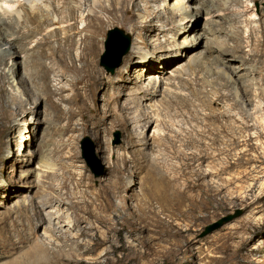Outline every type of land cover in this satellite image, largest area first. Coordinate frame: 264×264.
<instances>
[{"label": "bare ground", "instance_id": "6f19581e", "mask_svg": "<svg viewBox=\"0 0 264 264\" xmlns=\"http://www.w3.org/2000/svg\"><path fill=\"white\" fill-rule=\"evenodd\" d=\"M161 1L168 11L165 26L171 25L169 29L173 32L167 40L169 45L164 46L159 39L165 29L154 25L150 35L152 40L154 38V52L145 51L136 45L135 40L124 60L125 68L133 76L131 73L122 74L121 80L111 83L112 78L105 75L97 62L101 49L95 40L99 28L95 20H101L95 11L115 15L119 10L124 21L136 16L142 19L140 13L143 6L139 0H0V150L10 142L12 135L19 136L25 132L22 125L25 116L15 120L20 116V107L29 106V110L38 116L44 106L45 119L37 122L36 131L44 123V134L52 135L57 130L75 140L76 134L82 130L100 141L105 127H124L126 140L123 147L131 155L113 148L115 159H107V184L93 190L95 180L85 173L69 172L62 176L58 184L55 183L54 179L58 178L56 165L49 161V154H46L52 150L49 148L51 145L45 147L39 165L42 177L47 179L50 176L52 181L44 184L40 173L39 181L31 173L22 175V179L29 185L25 192L37 189L39 193H46V198L38 203L24 196L22 203L17 201L19 204L15 209L2 214L0 264H110V255L118 250L125 252L123 260L143 264L145 258L155 253L174 256L177 248L184 259L193 253L194 243L191 240H168L170 246L174 244L177 247L170 252L168 245L156 249L152 240L146 239L145 233H151L153 239L181 236L190 227L187 225L186 230L180 229L176 223L212 218L211 214L203 213L208 208L206 198L216 200L225 188H228L230 196L235 197L232 200L235 204L240 198H246L245 188L253 189L259 183L263 191L264 0ZM232 3L235 6L247 4L244 27L237 28L236 33L232 30L234 24H231V17L226 15ZM161 10L156 9V19L163 18ZM86 11L89 12L87 28H90V35L81 37L83 47H79L80 52H75L79 42L76 39L80 28L79 14ZM204 13L212 17L207 18L202 33L195 20ZM214 13H217V19ZM177 18L181 19L176 26ZM218 18L229 24L226 25L228 28L223 26L234 44H230L231 41L220 42L222 37H219L218 29L215 31L211 27L222 23ZM253 22L257 25H252ZM143 23L144 19L134 21L132 31L141 38V45L149 46L148 40L142 38ZM20 24L29 30V34L13 37ZM240 29L249 32L246 46L252 43L251 54H246L248 50L245 49L240 54L245 44L242 43L243 32ZM52 40L58 45H53ZM34 41H37L36 45L30 48ZM7 45L9 48H5ZM45 59H50L52 64H47ZM158 61L163 63L162 70L156 65ZM138 64L145 68L134 70L133 66ZM212 67L215 69L212 70ZM170 69L172 71L169 72ZM197 70L200 73L206 71L209 76L215 75L223 87H232L233 92L229 95L221 89L223 93L210 79L205 80L206 91L203 88L192 89L190 95L200 102L199 105L210 109V114L201 122L189 124L188 130L181 129L183 126L179 130L176 129L177 119L173 121L171 115L177 118L188 114L191 118L195 117L187 109L196 103L190 95H184L189 87L183 77L193 76ZM55 73L63 80L71 74V79H68L72 94L63 95L69 88L65 81L57 80L60 87L52 84L51 75ZM101 85L104 86L103 91L99 90ZM101 93L104 102L110 106L108 109L98 107ZM90 95L95 107L90 103ZM219 100H232V103L222 104L221 109L213 108ZM63 103L67 106L64 107ZM174 106L178 111L173 113ZM220 117H226L228 121L222 125L210 121ZM63 120H66L65 124H62ZM166 129L174 133L173 137L178 139L180 146H176L175 139L165 134ZM151 131L153 134L150 137ZM102 153L104 149L99 146L98 154ZM169 156L180 157L184 161L180 166L173 164L174 167L158 162L159 157L163 162ZM225 157H236V160L245 161L248 165L235 171L234 166L238 164L225 162ZM196 159L199 166L205 167L204 171L194 166ZM12 160L8 157L4 163H17L16 157ZM134 166L145 170L139 195L133 194L136 186L133 176L137 173ZM187 168L191 170L187 171ZM126 174L131 176L128 183L125 182ZM243 177H249L247 187L240 184L239 180ZM134 198L137 199V206L130 203ZM216 201L218 209H223L225 199ZM64 210L70 214L67 215ZM14 214L22 219L15 220ZM10 218L14 219L12 223ZM254 219L246 217L241 224L257 235L264 229V221L262 225L253 226ZM42 228L43 232H40ZM125 232L129 234L126 240L123 236ZM113 234L123 244L117 245L111 238ZM243 237L237 235L239 245L244 241ZM107 245L111 249L105 253L98 252L97 248Z\"/></svg>", "mask_w": 264, "mask_h": 264}, {"label": "rangeland", "instance_id": "374dc122", "mask_svg": "<svg viewBox=\"0 0 264 264\" xmlns=\"http://www.w3.org/2000/svg\"><path fill=\"white\" fill-rule=\"evenodd\" d=\"M139 2L143 6V10L140 14H141V18L143 17L142 19H144L143 25L145 26L142 38L148 40L149 46L141 45L140 44L142 41L141 38L138 37L137 34H135L132 31V24L134 23V21L142 20V19L138 18V16L134 17L131 20L129 19L128 21H124L122 19V14L119 10H117L115 15H111L110 13H107L106 11H100V10L95 11L96 14L99 16L101 22H102L101 23L100 21L95 20V23L99 27L97 30V36L95 37V40L98 43V47L101 49L100 54L97 58V62H98L99 68L105 72V75L107 77L110 76L112 78L111 83H114V82L117 83L119 80H121L122 74L123 75H131L132 74V76H133V73L130 70L127 71V69L125 68V64H124V62H125L124 60L130 54V51L122 57V60L119 64V66L115 68L114 72L110 71L109 68L113 67L116 64L119 54L124 49V45H120V47H118V50H113L112 53L106 59H104V56L106 54V40L108 37L109 30L114 29V28H120V29L124 30L125 34L129 35L131 37V48H132L133 43L136 40V45H138V46L140 45V47L144 48L145 51H149V52L150 51L154 52L153 50L155 49L154 38L152 40L151 36H150L152 33L151 30H152L154 25L165 29V31L160 34L161 36L159 35V39L164 44V46L169 45L167 40L170 37H172V35H173V32H171L169 29L171 27V25L165 26V24L167 25L165 18H167V16H168V13H167L168 11H166V9H165V6L163 4L164 2H162L161 0H139ZM220 2H223V1H220ZM240 5L235 6V3H232V5L230 6L231 10L229 8H227V10H226V13H227L226 15L231 17V19H230V20H232L231 24L232 25L234 24V26L236 27L235 28L233 26L234 29H232L233 31H235V33L237 32V28L242 27V26L244 27V24H245L244 22L246 19L245 6L247 4L245 5L244 3H241ZM157 8H160V10L161 9L163 10V11L161 10L162 15H163L162 19H158V18L156 19L155 11ZM235 8L236 9L239 8V10H237V11L241 12V14L234 15L233 13L237 12V11L233 10ZM230 11H232V12H230ZM88 14H89L88 11H86L85 13L83 12L82 15L79 14V16H81L82 18L79 17V19H78V26L80 28L78 30L79 32H78V35L76 36V39H79L78 40L79 42L77 45L78 49L76 47L75 52H80L81 48H79V47H81V46L83 47V45H81L82 43H80V42H82L81 39H83L81 37H83V36L86 37V36L90 35V28H87V25L90 23V22H88L89 21L88 20ZM213 16L217 19L218 15H217V13L216 14L214 13ZM210 17H212V16H210ZM210 17L204 13V15L202 17L195 20L196 22L199 23V27L201 29L200 32L203 33V31L205 29L206 20H207V18H210ZM180 19L181 18L176 19L177 20L176 26H177V24H179ZM218 20L220 21L219 18H218ZM220 22H222V23L221 24L219 23V25L218 24L212 25L211 27L214 30L216 29L215 31H217V29H218L217 32H218V34L220 33L219 37H220V35L222 37V39L219 38L221 43H227V42L229 43L231 41L230 37L226 35L227 33L225 32L226 30L224 29L225 28L224 26H226V25L229 26V24H226L225 20H222V19ZM252 25L256 26L257 23L253 22ZM18 29L19 30H17V29L14 30V33L16 36L14 35L13 37H17L18 34H20L19 36H22L23 34H29V30L27 28H25L22 24L19 25ZM240 30L242 31L243 29H240ZM242 32H243L242 43H245V44H243L242 51L240 50L241 51L240 54H243L244 49L248 50V51H246V54H251L249 49H251L250 44L252 45V43L249 44L250 47L246 46L247 41H248L246 39V37L248 36L249 32L248 33L244 32V31H242ZM0 34H1V32H0ZM40 37H41V35L38 36V38H40ZM90 40H92V39L90 38ZM54 42H55V40H52V44L57 46L58 43L57 42L54 43ZM217 42L218 41H216V43ZM36 43H37V41L32 42L31 44L33 46L31 47V44H30L29 47L33 48L36 45ZM231 43L234 44L233 41H231L230 44ZM205 44H206V39L203 40V45H205ZM5 48H9L8 45ZM5 48H3V50ZM131 48H130V50H131ZM21 56L20 57L18 56V58L20 60L23 57V56L22 57ZM45 61L47 64L50 63L49 65L52 64L50 62L51 61L50 59H45ZM78 64L80 65L79 62H78ZM156 65L159 68V70H162V68H163L162 61H158V63ZM133 67H135L134 70H136V69L139 70V69L145 68L142 64H138V65H135ZM55 68H56V66H55ZM214 69H215V67H212V70H214ZM170 71H172V69H170L169 72ZM197 71H196V74L193 76H184L183 77L184 81L188 82L187 87H189V88H187V90H185L183 92L184 95L189 96L190 91L192 89H195V90H202V88L204 89L206 87L205 80H207V79L208 80L210 79V81H213L214 83H216L220 90L224 89L223 91H225V94H227V92H229V95H232V92H233L232 87H230L231 89L230 88L227 89L226 87H223V85H221L223 83H221L220 80H217V77H215V75L209 76V74H207L206 71H202L201 73H200V71H198V73H197ZM56 72H58V69L56 70ZM119 73H121V74H119ZM56 74L57 73L51 75L52 84H55L54 86L60 87V85H58L59 82L65 81L64 84L67 85V88L69 86V88L67 89V91H65L63 93V95L67 96L69 94H72L73 89L71 88V86L69 84L70 83L69 80L72 77L71 74H68L69 76L68 75L66 76V78L70 77V79L67 78L64 80L60 76H56ZM18 76H20V75H18ZM146 82L148 83V81H146ZM103 88H104V86L101 85L99 87V90L103 91ZM204 90L206 91V89H204ZM102 97H103V93H101V95H100L101 100L99 101L98 107H100L101 110L108 109L110 106H108V104L106 102H104V98L102 99ZM189 97L191 100H193L194 103H196L195 106L198 107L199 109H196L195 106H192V105H190V108H189V106L187 107L189 112L193 113V115L195 116L193 118H191L189 114L187 116L186 115L185 116L184 115L178 116L179 118H177V116L174 117L171 115L173 121H175L174 118L177 119L176 120L177 122L175 121V123L177 125L176 129L180 130V128L183 126L181 129L188 130V127L191 125V123L193 125V124H196L198 122H201V121H203L204 118H206L210 114V109H208L206 107L204 108L201 105H199L200 102L196 101V99H194L191 95ZM231 97L233 98V96H231ZM92 100H93V96L90 95V103L95 107L96 105L94 104V101H92ZM224 101H226L227 103H225ZM224 101L219 100L212 107L216 108V109L217 108L221 109L223 107L222 104L224 105V104H231L232 103V100H229V102L227 100H224ZM219 102H220V104H219ZM197 103L201 107H199L197 105ZM65 105L66 104L63 103L64 107H65ZM43 107L41 108L42 109V114H41L42 116L38 115L39 117L36 116V114L34 112L29 110V106L20 107V116H18L15 120H21L24 116L26 117V118L24 117V119L22 121V125L24 124L25 132L23 133V135H19L20 137L12 135V137L10 138V142L7 143L5 145V147L1 148V150H0V171H1L0 172V186H2L0 189V218H2L3 215L8 214L9 209L10 210L15 209L16 205L19 204V203H17V201L22 203L24 196L27 197L28 199L29 198L35 199L36 202H38V203L40 200L46 198V196H44L46 193H44L43 191H41L39 193L37 189H34V190L29 189L30 191L28 190V192H25L27 189L26 187H28L29 185L26 183V181L24 179H22V175L24 176V175L31 173V175L33 174V176L36 177L37 181H39V177H40V180L44 181L43 182L44 184L46 182L52 181V180H50V176H48V178H47L48 181H47L46 177H42L43 172L41 170V166L39 165L40 157H41V154L43 153L42 151H44L45 147H47V146L51 145L49 148L52 150H49L48 153H46V154H49L48 155L49 161L53 162L56 165V172H57L58 178H59V179L58 178L54 179L55 183L58 184V181L60 179H62V176L68 174L69 172L70 173L71 172L72 173H78V174H82V173L84 174L85 173L87 176H92L95 180L93 182V184H94L93 190L100 189L102 185L107 184V180L109 179L108 163H107L108 160L107 159H110L111 161H113L115 159V156L113 155V148H115L116 150H119L121 153L126 152L127 155L131 156L130 154H128V151H126L123 147L124 141L126 140V130L124 127H115V128H112V127L106 128L105 127L101 131L100 141H96L90 133H85L82 130L79 131L78 134H76L77 139H75V140L73 138H70L68 135L62 134V132H59L57 130H56L57 132L54 131L52 133V135L44 134L43 129H42V128H45L44 123H42V128L38 127V129H37L38 131H36L35 129L37 127V122L38 121L43 122L45 119ZM175 107L176 106L172 107V109ZM176 110L178 111V109L175 108L173 113ZM93 119H94V116H93ZM210 121H212L213 123H215L217 125H222L228 121V118L220 117L217 120L211 119ZM65 122H66V120H63L62 124H65ZM187 122H189V123H187ZM178 123L181 124V125H179L180 127L178 126ZM30 131H31V133H30ZM60 134H62V135H60ZM152 134H153L152 131L149 132L150 137L152 136ZM165 134L171 138H174L175 142H176V146H180L178 139L173 137L174 133H171V131L166 129ZM44 136H47L50 139L47 137H44ZM60 136H62V137H60ZM181 137H183V135H181ZM71 146H73V147L71 148ZM99 146H101L102 149H104V154L103 153L98 154ZM67 147L71 148V149H69V151L71 150L70 151L71 154L67 150L68 149ZM186 152H190V150L186 149ZM50 155H51V157H50ZM106 155H108V156H106ZM8 157H9V160H11V161H13L12 160L13 157H16L17 163H14V162L12 163L11 161L9 163H4V160ZM156 158H158V157H156ZM159 159L160 160H158V162L160 161L161 165L166 164L167 167L168 166H171V167L180 166L182 164V162L184 161L182 158L174 157V156H173V158L169 156L168 159L167 160L165 159V161H163V162L161 160V157H159ZM245 159L247 160L248 157H246ZM223 160L225 162L226 161L236 162L238 165L234 166L235 171L239 170L240 168L245 167V165H248L245 163V161L239 162L238 160H236V157L234 159L232 157H229V158L225 157V158H223ZM173 164H174V166H172ZM194 166L200 171L205 170L204 166H199L198 159L195 160ZM135 167L136 166H134L135 173L136 172L137 173L133 176V179L136 181V186L134 187L135 191L133 194L139 195L138 193H140V191H141V188H140L141 185L140 184L142 182V177L145 174L144 173L145 170L144 169L141 170V169H138V167H136V168ZM186 170L190 171L191 168H187ZM138 171H140V172H138ZM38 174L41 176L38 177ZM19 178H21V180ZM125 178H126L125 182L128 183V180H129V178H131V176L129 174H126ZM248 180H249V177H243V179L242 180L240 179L239 181H240V184H242L244 187H247ZM181 182H183V179H181ZM47 185L48 184H46V186ZM245 191H246V198H243V197L240 198L239 201H237L235 204V203H232V200L235 199V197L230 196L229 195L230 192H228V188H225L224 191L216 197V200H218V201H220V199H225V206L223 207V209H218L216 200L206 198V202H207L206 205L208 206V208L203 213L211 214L212 218H210L208 220H203V219L197 220V221H194L193 223L190 221H187V220L179 221L178 224L176 223L177 228H180V229L183 228L184 230H186L187 225L190 227V230L188 232H185L181 236H176V237L165 236L162 239H153L151 237L152 236L151 233H149L150 235L145 233L146 239L148 237V240H152V243L155 245V248L158 250L161 249V248H159L161 245H168L169 251L173 252V250H175L177 247H175L174 244H171V246H170L168 240H185V239H189L194 243V250H193V253L186 255V257L184 259H183L184 256L181 253L178 254L179 248H177L178 251L176 252V254L174 256H170L167 253L166 254L155 253V255L145 258L143 260V264H264V229L261 232H259L257 235H253L251 230H246L245 227L242 226V224H241L243 219L246 217H249V216H251L253 219L255 218L254 219L255 222H252V225L255 224L256 226H258V225L263 224V221H264V189L261 192V187H260V184L258 183L255 186V188H253V189L245 188ZM17 193H19V194H17ZM49 193H52V192L49 191ZM236 195L238 196V194H236ZM135 198L133 200H130V203L133 206H135V205L137 206V203H138L137 199H135ZM249 207H250V209H249ZM11 208H13V209H11ZM64 211L67 215L70 214L67 210H64ZM14 215H13V217L15 219L18 215L17 214H14ZM231 216L234 217L232 220L224 223L222 226L215 229L214 231L207 233V230L209 228L215 226L221 220L227 219L228 217H231ZM12 218L9 219L11 221V223L14 220ZM18 219L21 220L22 218H16L15 220H18ZM132 219H133V217H132ZM188 222H190V223H188ZM0 226H1L0 227V233H2L3 225H0ZM253 226H252V229H254ZM40 232H43V228L40 230ZM240 234H241V237L244 236L243 237L244 241L242 242L241 245H239V243H238L240 241V238H237V235H240ZM128 235L129 234L126 232L123 233L125 240H126ZM233 237H235V238H233ZM111 238H112V240L116 241L117 245L123 244V241L118 240V236L116 234H113L111 236ZM217 238H219V239H217ZM97 249H98L99 253H105L106 250L111 249V246L107 245V246L99 247ZM124 254H125V252L122 250H118L115 253H112L110 255L111 256L110 257V264H138V263H135L134 261L123 260L122 257L124 256Z\"/></svg>", "mask_w": 264, "mask_h": 264}, {"label": "water", "instance_id": "95a60500", "mask_svg": "<svg viewBox=\"0 0 264 264\" xmlns=\"http://www.w3.org/2000/svg\"><path fill=\"white\" fill-rule=\"evenodd\" d=\"M120 45H124V49L119 54L116 64L113 67L109 68L110 71L112 72H114L115 68L119 66L122 60V57L130 51L131 37L129 35H126L125 31L120 28H114V29L109 30L108 37L106 40V54L104 56V59H106L112 53L113 50H118V47H120ZM233 218L234 217L231 216V217H228L227 219L221 220L215 226L209 228L207 230V233L214 231L215 229L219 228L224 223L232 220Z\"/></svg>", "mask_w": 264, "mask_h": 264}, {"label": "snow or ice", "instance_id": "6c2138e0", "mask_svg": "<svg viewBox=\"0 0 264 264\" xmlns=\"http://www.w3.org/2000/svg\"><path fill=\"white\" fill-rule=\"evenodd\" d=\"M3 6H4V7H7V4H4Z\"/></svg>", "mask_w": 264, "mask_h": 264}]
</instances>
